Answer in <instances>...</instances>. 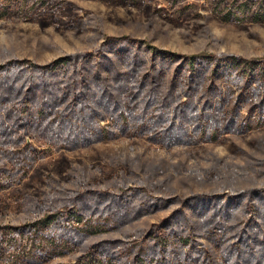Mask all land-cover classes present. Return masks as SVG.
I'll return each mask as SVG.
<instances>
[{
	"label": "rangeland",
	"instance_id": "1",
	"mask_svg": "<svg viewBox=\"0 0 264 264\" xmlns=\"http://www.w3.org/2000/svg\"><path fill=\"white\" fill-rule=\"evenodd\" d=\"M263 2L0 0V65L19 64L2 72L0 81H16L15 88L22 91L27 80L21 71L20 65L27 64L23 60L46 64L84 54L80 63L86 77L98 78L101 89L112 86L116 97L107 95L111 103L120 100L118 109H104L97 121L117 127L129 115L118 117L123 108L137 116L131 118L127 130L77 147L57 139L50 144L34 131L32 139L22 132L20 141L18 132L1 137L0 226L32 220L82 193L92 206L101 208L94 216V231L71 251L42 264L72 261L93 242L113 237L121 238L124 246L118 264H128L134 252L128 253V248L140 245L151 227L163 226L164 235L170 228L186 234L188 221L200 234L204 248L221 258V249L237 238L252 216L247 196L241 200L232 194L239 190L255 194L254 190L264 187V126L254 122L243 131L233 129L248 117L253 102L244 92L243 81L214 79L210 69L204 77L194 73V80L185 62L190 56L202 59L209 54L264 58V18L252 16ZM231 12L237 17L226 15ZM159 50L172 58L161 57ZM16 59L20 61L13 62ZM51 83V90L37 86L26 94L37 109L45 98L59 102L49 117L60 120L59 110L69 106L74 90L84 85L57 78ZM1 88L9 90L11 85ZM52 90H68L69 95L56 100ZM83 100L78 97L74 102L80 105ZM12 101L13 96L6 110ZM239 108L238 122L223 127ZM203 111V121L211 124L206 127H201ZM69 112L67 119L74 122ZM157 116L169 121L155 122ZM171 122L182 124L184 141L166 142L164 128ZM90 190L124 191L131 199L108 208L107 201L98 203ZM256 196L253 205L262 208L263 201ZM179 209L190 214L191 220L181 218ZM172 241L171 247L178 250L186 246ZM26 243L17 242L0 264H13L10 254Z\"/></svg>",
	"mask_w": 264,
	"mask_h": 264
},
{
	"label": "trees",
	"instance_id": "2",
	"mask_svg": "<svg viewBox=\"0 0 264 264\" xmlns=\"http://www.w3.org/2000/svg\"><path fill=\"white\" fill-rule=\"evenodd\" d=\"M240 7L243 8L244 6ZM231 14V16L229 13L226 15L230 18L237 17V14L233 12ZM252 16L254 18H264V2ZM159 53L161 57L172 58L171 55L163 54V50H159ZM85 57L84 54L71 55L52 60L46 64L23 60L27 64L20 66L23 67L21 71L27 80L22 91L15 88L16 81L15 83L0 81V144L3 142L1 137L7 136L10 138L15 132H18V137H20L18 141L23 139L22 136H19L21 132L23 136L27 135L29 136L28 139H32L31 134L34 131L42 139L50 141V144L54 141L53 139H57L66 145L77 147L99 139L112 137L117 134V131H125L129 128L128 123L132 120L131 118H136L137 116L132 111H125L124 108L120 110L118 117L124 119L127 114L129 115L126 121L117 126L118 128L112 127V129L108 127V124H102V120L100 122L97 121L104 109H118L120 105L118 101L120 100L116 99L117 102L111 103L112 100L107 95L111 96V98L116 97L111 89L112 86L109 85L106 90L104 88L101 89L98 78L89 80L86 77V69L80 63ZM197 60L200 65L195 67ZM14 61L20 60L16 59ZM185 63L191 67V79L194 80L197 77L194 73L199 72L204 77L208 69H210L214 79H217L216 77L218 76L226 82L231 80L238 84L243 81L244 92L249 100L253 99V102L250 105L248 117H244L241 123L233 126V129L243 131L245 128H249L252 125L251 123L254 124V122L264 126V58L245 59L238 54H209L202 59L198 58V56H190ZM15 64L10 62L1 64L0 74L10 70ZM53 78H57V81L60 82L71 81L74 86L80 83L84 85V87L74 90V96L71 98L73 102L59 110V114H62L60 120H57V118L53 120V118L49 117L59 108V102H54L51 98H45L41 103L42 108L37 109L32 105V97L28 98L29 95L27 96L26 94L27 89L35 91L37 86L51 90ZM2 85H11V88L2 90ZM53 93L56 100L66 99L69 95L68 90ZM9 96H13L14 101L11 102L9 109L6 110L7 102L10 100ZM78 97L84 99V102L80 103V105L74 102ZM178 105L176 108H178ZM223 105L224 100L220 102V106ZM68 108L71 109V112H69ZM237 110L233 111L230 122L225 123L226 126L223 127L227 128L229 127L228 125L238 122L241 111L240 108ZM68 112L74 122H70L67 119L69 117H67ZM204 114L205 111L199 114L201 117L200 121H202L201 127L202 125L205 127L206 125H211L203 121L205 118ZM47 117L50 119L46 120ZM157 117L158 120H155V122L159 121L161 123L168 120L167 117ZM243 126L246 127L243 128ZM53 129H55L56 134L52 131ZM164 129L168 132L167 143L184 141L185 133L182 131V124L175 125V123L171 122ZM197 129L198 127L195 128V131ZM56 135H58V138ZM90 191L93 192L98 203H103L106 200L108 208L112 207L113 203L121 205L131 199L124 191L112 193L107 190ZM254 191L257 193L251 194L252 191L239 190L237 193L232 194V196L241 200L247 196L246 205L247 209L252 212V216L245 221L246 224L238 232L237 238L227 247L221 249V258L208 248H204L203 240L199 238L200 234L198 235L192 222L188 221L192 230L189 229V233L187 232L186 234H181L175 228H170L167 234L164 235L162 234L163 226L151 227L149 234L141 238L140 245L128 248V253L134 251L130 260L127 261L128 264H264V187ZM254 195L262 199V208L258 205L257 207L253 205L252 199L255 197ZM92 205L86 195L79 193L64 206L48 209L32 220L0 226V261L6 258L5 254L20 240L27 243L16 250V252L10 254L13 264H42L57 255L71 251L94 231L92 229L93 222L96 220L94 216L101 208ZM178 213L182 214L181 218L190 219V214L186 211L183 212V209H179ZM254 216H256L255 221ZM172 219L171 217L170 220ZM252 228L256 230L255 235L250 230ZM173 239L180 241L182 245L186 246H182L181 250L171 247ZM121 241L122 239L117 237L97 240L90 245L87 251L78 255L74 260L56 264H118V260H121L124 256V253H120L124 249V246L120 244ZM218 244L222 247L221 242ZM125 253L128 254L127 252Z\"/></svg>",
	"mask_w": 264,
	"mask_h": 264
}]
</instances>
